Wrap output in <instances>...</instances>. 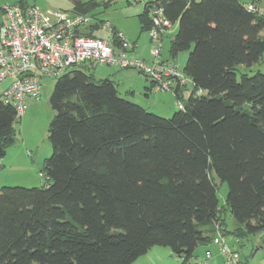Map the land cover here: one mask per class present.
Returning <instances> with one entry per match:
<instances>
[{
    "label": "trees",
    "instance_id": "1",
    "mask_svg": "<svg viewBox=\"0 0 264 264\" xmlns=\"http://www.w3.org/2000/svg\"><path fill=\"white\" fill-rule=\"evenodd\" d=\"M157 8L177 23L169 57L187 52L192 92L165 118L120 96L108 77L75 67L56 78L48 185L0 188V264H130L155 245L185 264L225 211L235 227L221 220L224 235L264 230V72H236L264 54V15L238 0H151L137 14L140 32ZM92 19L82 34L105 22ZM218 113L224 119H209ZM18 116L0 100V158ZM217 179L227 184L222 203Z\"/></svg>",
    "mask_w": 264,
    "mask_h": 264
},
{
    "label": "rangeland",
    "instance_id": "2",
    "mask_svg": "<svg viewBox=\"0 0 264 264\" xmlns=\"http://www.w3.org/2000/svg\"><path fill=\"white\" fill-rule=\"evenodd\" d=\"M76 1L91 3L90 9L87 12L91 19L92 16H95L98 20L100 19L109 23L110 27L108 28L104 25L106 22H102V25L98 29H93L95 36L107 39L111 29L121 31L128 39L136 40L137 46L133 52L134 56L148 62L153 60V51L156 49L158 43V61L161 62L160 64L164 66L170 65L182 71L187 52L180 51L174 59L169 57L170 40L177 30V23L171 24L170 27L166 25L164 28L157 29L158 36L156 38H159L158 40L150 39L148 31L140 32L137 14L143 12L144 5L151 0H25L27 4H34L44 11H71ZM238 1L245 3L246 7L248 4L252 5V10H257L259 14L264 15V1H254L253 4L252 2L249 3L250 0ZM0 2H2L1 5L4 3L18 4V0H0ZM94 21L96 19H92V23ZM159 33H162L161 36ZM78 68L86 73L93 74L97 79L112 78L111 80L116 85L120 96L140 105L149 112L165 118L171 117L175 111H178V102L185 101L188 98V93L193 90V85L190 83L188 77L185 79L186 82L184 81L185 85L184 82H179L178 86L170 90L169 88L157 90L152 84L150 92L146 93L142 84L145 81L147 82V80L150 82V80L133 68L117 67L114 65L94 66L90 63L81 65ZM258 71L264 72V54L257 63L250 67L239 65L236 70L237 77H240L241 73L252 75ZM166 75H173V70H167ZM55 83L56 78H42L40 80V98L29 100L25 111L17 117L14 124V140L5 147V154L0 158V188L3 186L41 188L48 185L46 176L43 173V162L52 152L47 130L54 111L48 100ZM186 85V89H181ZM129 86H134L135 93L132 94L130 92L132 89ZM177 88L182 96L181 99L175 96ZM196 93L197 95H201L204 94V91L198 89ZM146 95L149 96V99ZM217 182L219 187L218 197L222 203L227 192V184L221 183L218 179ZM221 220L225 222L224 227L226 231L235 227V223L228 212L225 211L223 213ZM221 220L220 223H215V225H218L214 227V230L218 234L225 236L229 244V237L228 235H224L225 232L222 229ZM234 238L236 247L230 244L229 246L239 253V264H264V230L245 238ZM210 242L214 244L211 240ZM204 249V244L199 245L185 264H203L202 259L206 251ZM224 259L221 256L219 263H223ZM181 263L182 260L173 254L169 247L155 245L130 264Z\"/></svg>",
    "mask_w": 264,
    "mask_h": 264
},
{
    "label": "built area",
    "instance_id": "3",
    "mask_svg": "<svg viewBox=\"0 0 264 264\" xmlns=\"http://www.w3.org/2000/svg\"><path fill=\"white\" fill-rule=\"evenodd\" d=\"M247 8L253 9L250 4ZM152 18L149 37L158 40L157 29L171 24L163 16L161 8L153 12ZM105 22V27H110ZM91 23L92 19L86 13L44 11L34 4H3L0 19V100L21 115L29 100L40 98L42 78H58L86 63L133 68L152 81L157 90H170L187 79L183 71L160 64L158 43L153 51V60L148 62L130 54L133 43L121 31L111 29L107 39L82 34L81 31ZM170 69L173 75L167 76L166 71ZM177 106L181 108L182 103L178 102ZM211 241L225 258L219 264H239V253L229 246L225 236L215 231ZM202 261L203 264H216L211 260L210 250L205 251Z\"/></svg>",
    "mask_w": 264,
    "mask_h": 264
},
{
    "label": "crops",
    "instance_id": "4",
    "mask_svg": "<svg viewBox=\"0 0 264 264\" xmlns=\"http://www.w3.org/2000/svg\"><path fill=\"white\" fill-rule=\"evenodd\" d=\"M2 4V2H0V5ZM4 4H6V3H4ZM2 6V5H1ZM1 6H0V19H1ZM129 41H131V43L133 42L134 43V45H133V48H132V50H130V54L131 55H133L134 56V54H133V52H134V49H135V47L137 46V43H136V40H130L129 39ZM135 57V56H134ZM110 79H112V78H110ZM147 80V79H146ZM148 83H149V81L147 80V82L145 81V82H143V84L142 85H144V88H145V86H148ZM129 87H131V89L132 90H130V92H132V94L133 93H135V88H134V86H129ZM186 87H187V85L186 86H184V87H182V88H185L186 89ZM192 90V89H191ZM189 94H190V92L188 93V96H189ZM146 97L149 99V96L148 95H146ZM228 237H229V244L232 246H235V244H236V242L234 241V236H232V235H228ZM236 247V246H235ZM210 250L211 251V253H212V260L215 262V263H219L220 261H221V254H220V251H219V249H218V247L216 246V245H214V244H212L211 242H209L208 244H206L205 245V249L204 250ZM146 253V252H145Z\"/></svg>",
    "mask_w": 264,
    "mask_h": 264
},
{
    "label": "snow or ice",
    "instance_id": "5",
    "mask_svg": "<svg viewBox=\"0 0 264 264\" xmlns=\"http://www.w3.org/2000/svg\"><path fill=\"white\" fill-rule=\"evenodd\" d=\"M217 117H219L220 119H224V116H223L222 113H218L216 115L210 116L209 119L212 120V121H216L218 123Z\"/></svg>",
    "mask_w": 264,
    "mask_h": 264
}]
</instances>
